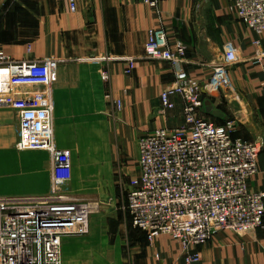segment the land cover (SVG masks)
I'll return each instance as SVG.
<instances>
[{"label": "crops", "instance_id": "0c3cea01", "mask_svg": "<svg viewBox=\"0 0 264 264\" xmlns=\"http://www.w3.org/2000/svg\"><path fill=\"white\" fill-rule=\"evenodd\" d=\"M229 6L230 0H160L155 8L141 0H0V52L6 60L57 61L51 82L53 137L59 149L70 152L71 193L88 197L82 190L85 173L74 177V153L110 151L116 138L121 152H136L139 136L147 131L183 126L181 96L173 94V107L165 109L160 99L175 81L172 67L144 55L155 28L184 45L182 67L202 83L223 63L227 46L238 50V60L227 66L231 91L202 93L200 116L220 125L231 122L233 138L264 142V58H255L264 50V34L249 29ZM41 88L18 86L15 91L32 94ZM17 137L16 108L0 107V195L46 194L49 153L19 151ZM257 164L248 186L262 193L264 202V149ZM138 231L129 232L139 246L133 264H184L179 242L166 234L149 242ZM72 237L63 239V264V247ZM192 252L199 254L193 264H264V227L242 233L221 230Z\"/></svg>", "mask_w": 264, "mask_h": 264}, {"label": "built area", "instance_id": "2783aa9c", "mask_svg": "<svg viewBox=\"0 0 264 264\" xmlns=\"http://www.w3.org/2000/svg\"><path fill=\"white\" fill-rule=\"evenodd\" d=\"M141 1L155 8L160 0ZM70 6L74 8L73 1ZM229 9L249 29L264 34V0H230ZM144 55L172 67L175 81L160 99L165 109L173 107V94L181 96L184 124L154 128L139 136L138 173L130 179L124 208L132 226L144 232L149 242L166 234L181 244L184 264H193L199 254L192 249L206 244L217 232L264 227L263 194L248 186L258 170L264 142L233 138L231 122L220 125L200 116L202 93L231 91L227 66L238 60L236 48H225L223 63L204 83L182 67L184 45L170 41L161 27L151 30ZM255 58H264V50ZM5 60L0 52V61ZM56 66L54 59L7 61L0 66V107L16 108L18 118L15 148L44 150L51 160L46 194L0 195V264H63V239L84 235L89 229V206L63 191L71 180V158L53 137L51 82ZM34 85L42 88L32 94L15 91L18 86Z\"/></svg>", "mask_w": 264, "mask_h": 264}, {"label": "rangeland", "instance_id": "374dc122", "mask_svg": "<svg viewBox=\"0 0 264 264\" xmlns=\"http://www.w3.org/2000/svg\"><path fill=\"white\" fill-rule=\"evenodd\" d=\"M56 70H52V81ZM118 109L115 107L116 112ZM120 148L116 138L110 151L73 154L74 177L81 178L85 173L82 190L88 197L71 193L69 183L63 191L80 204H87L91 212L88 232L72 237L64 245V264H133L138 255V245L129 232L139 231L131 226L124 208L130 179L137 170L138 151L121 152Z\"/></svg>", "mask_w": 264, "mask_h": 264}, {"label": "trees", "instance_id": "16d2710c", "mask_svg": "<svg viewBox=\"0 0 264 264\" xmlns=\"http://www.w3.org/2000/svg\"><path fill=\"white\" fill-rule=\"evenodd\" d=\"M137 230H139V229H137ZM141 231V230H140Z\"/></svg>", "mask_w": 264, "mask_h": 264}]
</instances>
